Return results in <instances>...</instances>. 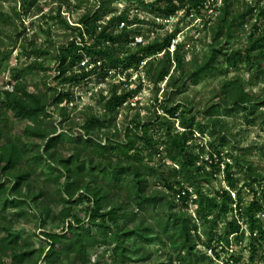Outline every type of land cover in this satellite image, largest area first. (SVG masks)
Listing matches in <instances>:
<instances>
[{"label": "trees", "instance_id": "trees-1", "mask_svg": "<svg viewBox=\"0 0 264 264\" xmlns=\"http://www.w3.org/2000/svg\"><path fill=\"white\" fill-rule=\"evenodd\" d=\"M35 1L23 0L22 9L27 11ZM97 1L99 8L83 13L78 25L70 26L59 10L56 18L67 24L75 37L60 45L55 54L48 48L35 49L33 53L37 58L53 57L57 63L55 71L59 74L56 77L70 86L88 81L94 74L104 79L120 65L134 66L138 71L142 67L149 83L154 85L166 81L171 97L189 84L196 86L205 79L224 76L215 93L218 102L204 110L209 116L213 137L207 146V156H203L205 146L198 145V152L194 150L195 132L204 133L205 124L196 114L189 115L188 108L181 103L169 104L171 98L161 104L164 116L155 112V117L144 123L138 120L137 127L141 131L128 128L122 138L116 120L121 107L144 86L141 77L134 89L119 91V84H113L107 94L100 92L101 113L86 114L78 135L70 138L71 154L64 155L62 135L57 134L56 128L48 127L44 120L49 107L70 102L72 92L57 88L53 94L30 90L21 82L27 70H19L11 73L13 89L0 94V122H8V114L12 112L29 123L22 136L14 137L0 123V218H5L6 209L34 205L45 218L58 215L67 222L61 232H44L48 249L40 250L41 257L35 264H65L71 259L75 264H100L91 261V250L106 245L112 247L110 264L151 259L153 252L138 256L147 245L158 246V251L166 250L167 260L154 264H213L212 256L204 249L220 256L216 248L221 243L229 247L230 236L234 234L237 238L241 233L240 217L248 226L250 260L254 261L260 251L264 252V218L259 215L264 209V172L247 154L234 151V147L227 150L232 140L220 115L222 111L242 113L249 124L260 122L264 129V96L247 90L259 81L264 83V26L260 24L264 21V0H243L242 8L237 5L240 0H221L219 5L218 0L212 3L210 0H137L149 13L163 19L174 16L184 6L188 12L201 13L210 3L216 11V21L204 20L203 28L210 30L211 43L202 55L184 41L176 42L174 50H170L172 38L181 31L180 27L165 36L158 35L132 46L135 37L143 35L141 25H156L155 18L148 21L135 14L131 20L127 7L104 20L108 12H113L114 0ZM6 17L0 14V21L4 23ZM253 17L256 22L250 25L245 43L232 46L240 38V22L248 25ZM122 21L127 25L119 29ZM190 51L192 56L187 59ZM8 57L9 49L0 47V67ZM85 57H90L94 63L99 61L100 65L89 70L78 67ZM243 67L251 73L247 80L240 73L229 77L231 72ZM29 68L49 69L39 61L31 63ZM62 109L64 112L66 108ZM176 120L183 130L175 126ZM102 129L105 138L95 139L96 131ZM152 129L159 130L160 136L155 138ZM24 136L39 137L44 143L36 147L29 145L23 140ZM261 151L264 153V148ZM157 154L165 156L154 162ZM224 161L229 188L212 194L205 190L204 184L210 182L208 176L220 171ZM45 163L47 166L43 168ZM38 175L55 185L52 195L44 188L33 189L31 180ZM149 177L161 183L155 184L151 191ZM7 180L13 184L7 186ZM240 181L243 185L238 187ZM189 188H193L196 195L192 199L196 217L189 211ZM243 188L254 195L245 204ZM233 190L236 198L232 197ZM84 203L87 206L81 212L73 210V206ZM53 206L61 207L56 213ZM83 210L88 213L87 222L82 216ZM234 210L237 217L231 220L225 232L219 233L218 219ZM22 214L27 213L24 210L16 213ZM42 221L45 224L46 219ZM196 221L207 228L203 231L207 235L205 243L201 242L202 233ZM23 246L27 249H22ZM29 246L12 227L0 224V264H25L38 252L28 250ZM234 259L231 256V260Z\"/></svg>", "mask_w": 264, "mask_h": 264}, {"label": "rangeland", "instance_id": "rangeland-1", "mask_svg": "<svg viewBox=\"0 0 264 264\" xmlns=\"http://www.w3.org/2000/svg\"><path fill=\"white\" fill-rule=\"evenodd\" d=\"M146 1L151 2L152 0ZM220 1L221 0H218L217 5L220 4ZM247 1L254 2V0ZM210 2L212 3L214 0H210ZM22 3L23 0H0V14H5L7 16L4 23L0 21V47L2 50L9 49V57L2 62L0 67V94L4 90L13 89V86L10 83L11 73L19 70H27L22 77L21 82L28 86L30 90H36L37 92L50 91L52 94L55 91L54 88H57L59 91L70 90L73 99L70 102L64 101L59 106H50L49 114L44 120L48 127L51 129L56 128L57 134L62 135L64 146H62L61 149L64 155L71 154L73 143L70 141V138L78 135L80 126L83 123L86 114L90 112L101 113L102 105L98 98L100 92L103 91L104 94H107L113 84H119V91L123 88L134 89L138 85L139 77H141L144 86L133 98L128 100L121 107L116 120V128L122 135V138L128 128L134 131H141V128L137 127L138 120L144 123L149 118H154L156 115L155 112L164 116L165 113L163 112L161 104L164 103L165 100L171 98L168 101L169 104L181 103L188 108L189 115L196 114L205 124L204 133L195 132L194 150L198 152V145L205 146L203 156H207L209 150V147L207 146L208 143L213 140V137L210 135L212 129L208 119L209 116L204 110L207 106L218 102L215 93L221 82L224 80V76L205 79L196 86L189 84L184 87L179 94L171 97L169 93L171 89L168 87L166 81L159 85H154L149 83L142 67L139 68V72L134 66L124 67V65H120L118 69L109 72L104 79H100L94 74L88 79V81L70 86L68 82H62L60 77H56L59 76V74L55 71L57 63L53 57L43 55L37 58L33 52L35 49L48 48L53 54H55L56 49L60 45L65 44L68 40L75 37L72 29L56 18L59 10L62 17H64L65 21L70 26L78 25L79 19L83 13L89 10H97L100 3L97 0H36L35 4L27 11L22 9ZM237 5L242 8L243 0H240ZM127 7L130 8L129 12L131 20L136 12H138V15L141 16V18L148 21L156 17V15L149 13L145 6L137 0H114L112 3L113 12H108L104 20H107L114 14H120ZM214 12L216 11L211 7L210 3L207 5V8L201 11V13H196V11L188 12L187 8L184 6L174 16L168 19L161 18L160 20H157L155 18L157 22L156 25L150 23L142 24V36L145 41H149L158 35L165 36L172 32L175 27H180L181 31L172 38V42L173 40L178 42L184 41L190 48L194 46L198 55H202V53L208 49V44L211 43V32L210 30H205L203 28V23L204 20L207 19L212 20L211 23H214L216 21ZM246 20H248V17ZM254 22H256L255 17L250 19L248 25H246L245 22H240V38L236 43H233L232 46L234 45L237 47L245 43L251 27L250 25ZM260 24L264 26V21H261ZM191 56L192 52L190 51L187 53V59H190ZM35 61L42 62L44 66L49 69H30L29 65ZM237 73L242 74L245 80L251 75L247 70V67H243L239 71L231 72L229 77H232ZM121 82H124V85H120ZM247 90H252L258 95L264 96V83L259 81L252 87L248 86ZM156 97L158 98V101L155 100ZM62 108H66L64 112ZM220 117L224 118L228 128L227 134L232 140L231 144L227 147V150H232L231 147H234V151L247 154V156L254 161L260 171L264 172V153L261 151L262 148H264V129L260 122L255 125L249 124L243 117L242 113L225 114L222 111ZM0 123L1 125L6 126L14 137L22 136L25 127L29 122L17 117L12 112H9L8 122L4 123L1 121ZM175 126L180 130H183V127H181L177 120L175 121ZM216 129H219V126H216ZM103 130L104 129L96 131L94 138H105ZM151 132L155 138L160 136V131L157 129H152ZM23 140L29 145H35V147L44 143L39 137L24 136ZM227 150L224 153H226ZM146 154L147 153L145 152L144 156H146ZM164 156L165 155L162 154L160 157L159 154H157L154 162H158ZM167 163L175 165L172 162ZM225 165V161L222 162L220 171L214 176H208L210 182L204 184L205 190L214 194L223 188H229L224 173ZM46 166L47 163H45L43 168H46ZM206 169L209 171V167ZM234 172L237 171L234 170ZM158 181L157 178L149 177V191L155 188V184H157ZM31 183L35 190L44 188L46 191L50 192L51 195L54 192L55 185L53 183L45 182L44 176L42 175H38L35 179L31 180ZM6 184L7 186H11L13 181L7 180ZM242 185L243 181L238 182V187H241ZM158 187L163 188L162 185ZM256 188L260 190V187ZM190 190L191 198H195L196 195L193 192V188ZM231 192L232 197L236 198L235 190ZM23 193H27L25 188L23 189ZM253 197L254 195L252 192L243 188L242 199L244 204L248 203L249 200H252ZM176 201L178 203L180 202L179 200ZM61 206L56 208L53 206V208L56 209V213ZM86 206V203L75 205L73 206V210L75 212H81ZM22 210L27 214L16 215V213ZM189 211L194 217L197 216L195 206L191 201H189ZM259 215L264 218V209L259 212ZM3 216H5V218H0V224L2 226H10L15 233H19L26 240V243L30 245L28 250L38 251L31 260L26 261L25 264H35V262L41 257L40 250L44 248L45 250L48 249V241L46 240L44 232H61L63 228L67 226V222L64 223L58 215L56 216L57 218H53V215L49 218H45L44 215L41 214V210L34 205H25L22 209H6L3 212ZM82 216L84 217L85 222H87L88 213L83 210ZM234 217H237L235 210L229 213L228 216L220 217V219H218L219 233L226 231V228H228L229 223ZM42 219H46L45 224H43ZM239 219L241 222V233L237 238L234 234L230 236L231 245L229 247H226L224 243H221V245L216 248L220 253V256L217 257L215 251L211 252L208 248L204 249L212 256L213 264H264L263 251L259 252L254 261L250 260V233L247 229L248 226L245 220L240 217ZM195 224L200 227L199 229L202 233L201 242L205 243L207 241V235L204 234L203 231L207 228L205 226L203 227L201 222L196 221ZM23 248H25V246H23L22 249ZM111 248L112 247L109 245L92 248L91 261L93 263L100 262V264H110L112 261ZM26 249L27 248H25V250ZM158 249V246L147 245L138 256L142 255L144 252H153L152 258L131 264H154L155 262L166 261V250L158 251ZM231 256L235 258L233 261L231 260ZM65 264H75V262L71 259L65 261Z\"/></svg>", "mask_w": 264, "mask_h": 264}, {"label": "built area", "instance_id": "built-area-1", "mask_svg": "<svg viewBox=\"0 0 264 264\" xmlns=\"http://www.w3.org/2000/svg\"><path fill=\"white\" fill-rule=\"evenodd\" d=\"M136 10H137V9H136ZM136 13L138 14V12H136ZM136 13H135V14H136ZM135 14H134V15H135ZM140 18H141V16H140ZM155 18H156L157 20H160V19H161V17H158V16H156ZM142 19H144V18H142ZM162 19H163V18H162ZM126 25H127V23H126L125 21H122V22H120V24L118 25V28L121 29V28L125 27ZM144 42H145L144 37H143L142 35H137V36L135 37V40L131 43V45H132V46H135V45H137V44H139V43H144ZM176 42H178V41L173 40L172 45H171V47H170V50H171V51L174 50ZM96 64L100 65V62L98 61L97 63H94V62L91 61L90 57H85V58H83V59L81 60V62H80V64H79L78 67H82V68H85L86 70H89V69H91L92 67H94ZM112 71H114V70H112ZM110 72H111V71H110ZM189 191L191 192L190 188H189ZM183 193H184V192H183ZM192 199H193V198L190 199L191 202H192ZM192 203H193V202H192Z\"/></svg>", "mask_w": 264, "mask_h": 264}]
</instances>
